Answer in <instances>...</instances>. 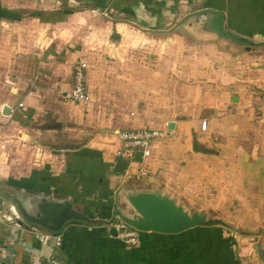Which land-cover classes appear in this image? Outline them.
Returning a JSON list of instances; mask_svg holds the SVG:
<instances>
[{
    "label": "crops",
    "instance_id": "0c3cea01",
    "mask_svg": "<svg viewBox=\"0 0 264 264\" xmlns=\"http://www.w3.org/2000/svg\"><path fill=\"white\" fill-rule=\"evenodd\" d=\"M68 7L70 17L103 14L113 31L108 39L115 50L107 53L117 61L86 70L93 99L87 112L69 99L70 56L51 46L35 52L28 31L60 24L61 0H0L1 38L21 51L14 57L12 48L0 47L4 71L9 75L13 59L31 66L27 81L5 76L12 87L0 102V110L11 108L0 114L2 134L11 131L25 149L18 160L7 149L11 140L0 141V264H248L250 253L261 263L255 246L264 249V0H69ZM203 27L245 49L206 41ZM137 33L141 44L197 42L192 68L190 57L180 56L185 67L174 72L176 87L167 60L174 52L155 53L161 62L153 65L151 50L126 41ZM189 77L197 86L190 87ZM143 127L170 137L155 140L148 157L137 153L125 173H116L117 132ZM66 142L80 146L65 150ZM153 190L186 208L218 212L210 217L227 218L233 230L140 233L133 247L110 236L104 222L124 207L123 198ZM64 208L84 219L56 232L31 221L46 219L51 227Z\"/></svg>",
    "mask_w": 264,
    "mask_h": 264
},
{
    "label": "rangeland",
    "instance_id": "374dc122",
    "mask_svg": "<svg viewBox=\"0 0 264 264\" xmlns=\"http://www.w3.org/2000/svg\"><path fill=\"white\" fill-rule=\"evenodd\" d=\"M68 2L69 0H61L62 15H60V19H61L60 24H55L49 27H42L39 25H37V27H34L32 25L29 26L28 31L33 36L32 40L35 43L34 47H32L33 50L37 52L40 50L39 48L51 46L54 49H57L59 52L61 51L66 52L67 56L68 57L70 56L69 64L72 66V70L74 69V67L76 66L77 62L80 59H85L87 61L88 67L90 66L89 71H91L93 67H96L97 64H99V62H102V61L105 62L106 64L113 65L117 61L116 57L111 59L108 57L109 55L107 53L109 52V50H112V49L115 50V44H113L112 46V44L109 43V39H108V35L111 32H113L105 25L106 21H108V18L104 16L103 14L91 13V12H88V13L76 12L79 14H76L75 16L70 17L69 16L71 13L70 11L72 10L69 9ZM63 10L67 11L66 14L63 13ZM44 16L47 17V14H44ZM130 30H133V28H131ZM1 35L3 34H0V47L4 46V47L12 48V54L14 55V57H16L18 54H21V51H18L19 44H17L16 42H10V43L7 42L6 44L4 43L3 38H1ZM44 35L45 37L42 38ZM126 38H127L126 41L130 40L131 42L129 44L133 48L135 47L136 50H146V49L151 50L153 65H156L157 62H161L160 57L158 55H155V53L157 54L161 53L160 56H163L164 52L166 51L174 52L175 56L167 59L168 61H170V63H172L170 67L172 68V71L168 73L169 77L171 76L173 79V80L171 79L172 80L171 82H173L172 89L176 87L174 86L175 85L174 83L176 81L180 82V80L178 79V77H176L174 72L176 71V68L178 66L179 67L183 66L181 64L182 61H180V56L182 53L185 56L188 55L190 57V59L187 60V63L189 65H186V66H189L188 68H192L191 65L194 63V59H191V58L196 56L194 52L196 50L195 43H197L194 40L192 41L188 38V39H185L184 43H180V44H178L176 41L173 40L171 44H166L167 43L166 40L168 39L167 38L162 39L160 37L161 38L160 40H158L157 42H155L156 40H154L152 41V45H149V44H141L139 41L137 42V40L140 39V34L138 33L136 34V36H134V38L130 37L129 35H127ZM113 41H118V38L117 39L115 38ZM0 51H3V50L0 49ZM0 55H3V53L0 52ZM5 61H7V59H4L3 57L0 56V102H2L4 95L9 94V88L12 87L11 85H9L8 82H5L6 75L9 77L12 76L11 78L13 79L17 77L19 78L22 77L21 79L24 81H27L31 77V66H26L25 68H23L21 64H24V63L21 62V60L18 61L14 59H13L14 62H12L13 65L11 66L13 67V69L9 71V75L6 74V72L4 71L5 70L4 67L8 65V62L6 63ZM141 61L146 62V59L142 58ZM90 75L91 74H89L88 72V83H87L88 86L90 85ZM192 78L193 77H189V79L191 80L188 82V84L190 85V87L197 86L198 82L192 81L193 80ZM68 82L71 83V80L69 79ZM90 93L89 95H90V98L92 99ZM73 104L76 106V108L79 109L80 106H78L75 103ZM80 109L82 108L80 107ZM90 109L91 107H89L88 111ZM84 112H87V111H84ZM1 127L2 126L0 125V141L4 142L6 140L8 141L11 140L9 141L7 149H10L11 150L10 152L12 153L14 152L13 153L14 157H16L18 160L20 159L24 160L22 153H20L19 151L25 150V149L21 148L20 144L18 145L17 140H15V138L12 137L11 131L5 130L4 134H2L3 130ZM178 201L181 202L180 200ZM188 206H190V208H186L185 206L184 207L187 210H189V213H192V212H200V213L205 212L206 213L207 212V215L209 216L208 218H211L210 216L212 215H217V217H219L218 212L217 214H214V213L209 212L208 209L199 210L197 209L196 205H193V204H189ZM224 221L229 222L227 218H224ZM237 251H239V249ZM249 259H252L253 263L247 262L248 264H261L252 255V253H250Z\"/></svg>",
    "mask_w": 264,
    "mask_h": 264
},
{
    "label": "water",
    "instance_id": "95a60500",
    "mask_svg": "<svg viewBox=\"0 0 264 264\" xmlns=\"http://www.w3.org/2000/svg\"><path fill=\"white\" fill-rule=\"evenodd\" d=\"M201 32L206 36V41H211L213 38H215V41L220 40L227 44L228 49L233 52L234 50L245 49L242 45L239 46L238 44H233V42L227 43V40H224L223 38H216L217 34L210 32L205 27L201 29ZM250 50L251 49H246L247 52ZM10 113L11 108L8 106H4V108L0 110V114L3 116H7ZM172 125L173 123L167 124V129L169 131L174 130ZM34 142L50 147L49 145L44 144L45 142H40V140H34ZM79 146L80 145L66 142L64 143L63 149L76 150ZM114 170L119 174L125 173L127 170V161L117 159ZM123 204L124 207L122 209H118L116 207L114 208L112 218L105 221V225H110L114 220L118 219L140 233H156L163 235H177L198 226H221L228 229L231 228L227 222L215 218H208L205 213H189V210H187L176 198L155 190L152 192L132 193L128 197L123 198ZM55 211L56 210H54L53 213H56ZM71 219L82 220L84 218L71 214L69 208H64L56 213V218L54 219L53 226L51 227H48L45 224L46 219L43 222L38 219H33L31 221L46 227L50 231L56 232L62 228L65 222ZM109 234L112 237H116V233L113 228H110ZM255 254L261 264H264V249L261 246L256 245Z\"/></svg>",
    "mask_w": 264,
    "mask_h": 264
},
{
    "label": "built area",
    "instance_id": "2783aa9c",
    "mask_svg": "<svg viewBox=\"0 0 264 264\" xmlns=\"http://www.w3.org/2000/svg\"><path fill=\"white\" fill-rule=\"evenodd\" d=\"M87 69V61L85 59H80L74 68L72 91L69 95V99L80 106L84 111H88L91 105V98L85 83ZM18 107H22V104H18ZM206 126L207 122L205 120L202 121L201 130L203 132L205 131ZM116 135L120 145L115 152V157L126 160L127 169L133 164L137 153H141L142 158H146L150 155V147L155 140L170 137L169 132L151 127H143L134 131L117 132ZM1 148H3V146H1ZM127 176L130 178L132 177V174H127ZM110 227L113 228L116 233L115 238L125 246L133 247L138 244L140 232L137 230L129 227L118 219L114 220L112 224H110ZM56 244H59L58 238Z\"/></svg>",
    "mask_w": 264,
    "mask_h": 264
},
{
    "label": "trees",
    "instance_id": "16d2710c",
    "mask_svg": "<svg viewBox=\"0 0 264 264\" xmlns=\"http://www.w3.org/2000/svg\"><path fill=\"white\" fill-rule=\"evenodd\" d=\"M209 227H211V226H209Z\"/></svg>",
    "mask_w": 264,
    "mask_h": 264
}]
</instances>
